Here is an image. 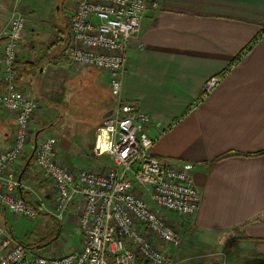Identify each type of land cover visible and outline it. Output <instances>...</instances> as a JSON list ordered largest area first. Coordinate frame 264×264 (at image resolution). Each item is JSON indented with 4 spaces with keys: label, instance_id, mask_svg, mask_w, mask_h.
Instances as JSON below:
<instances>
[{
    "label": "crops",
    "instance_id": "obj_1",
    "mask_svg": "<svg viewBox=\"0 0 264 264\" xmlns=\"http://www.w3.org/2000/svg\"><path fill=\"white\" fill-rule=\"evenodd\" d=\"M16 1L0 20V33L16 10L28 13L38 25L18 49L20 87L31 91L38 105L36 93L42 96L49 86L61 90L64 98L59 128L46 133L35 118L31 151L26 149L15 166L18 178L26 169L21 181L26 198L48 201L51 185L31 161L36 138L54 136L58 158L81 170L99 127L97 117H108L116 100L108 73L70 65L64 57L65 22L55 27L58 46L33 58L31 50L49 32L50 13L43 16L38 0ZM158 2L159 8L147 11L140 32L129 43L121 98L136 102L147 115L143 133L154 141L155 158L192 166L198 209L189 220L168 214L171 224L182 228L176 262L264 264V0ZM28 62L41 63L42 77L53 75L33 88ZM219 75V86L202 99L208 79ZM70 105L82 112L92 108L95 117L89 120L87 112L86 118H78V111L69 112ZM14 128V118L0 110V151L7 149ZM2 210L6 226L10 217Z\"/></svg>",
    "mask_w": 264,
    "mask_h": 264
},
{
    "label": "built area",
    "instance_id": "obj_2",
    "mask_svg": "<svg viewBox=\"0 0 264 264\" xmlns=\"http://www.w3.org/2000/svg\"><path fill=\"white\" fill-rule=\"evenodd\" d=\"M158 8V0H76L67 13L68 42L62 53L68 63L111 77L115 106L96 129L92 151L107 157L112 166L72 170L58 158L54 136L39 138L31 161L51 186L49 200L35 203L59 224L73 210L79 246L50 254L25 248L0 229V264H177L172 254L182 246V228L173 226L168 214L189 220L198 209L192 166L155 158L154 141L143 133L147 115L136 102L121 98L129 43L140 32L147 11ZM31 27L29 17L14 11L0 33V110L15 120L9 145L0 151V207L28 220L37 212L19 196L26 187L15 166L29 145L39 105L31 91L20 87L15 65ZM222 78L208 79L202 99Z\"/></svg>",
    "mask_w": 264,
    "mask_h": 264
},
{
    "label": "rangeland",
    "instance_id": "obj_3",
    "mask_svg": "<svg viewBox=\"0 0 264 264\" xmlns=\"http://www.w3.org/2000/svg\"><path fill=\"white\" fill-rule=\"evenodd\" d=\"M14 1L17 2L16 0H0V20H4L7 17V11L12 6V3ZM75 1L76 0H38V2L42 5V8H43L42 9L43 16H48L50 13V16L48 19L49 20L48 28L46 29V30L49 29L50 33L47 31L45 33L41 31V34L44 33L43 38H42L43 42L41 43L39 42L40 44L36 42L34 49L31 50V51H34V52H31L33 58H36V60H38L39 59L38 54L41 55L43 52H45L46 54L49 51L48 49L52 47L55 48L58 46L59 43H56V41L60 37L58 36L57 30H55V27H57L58 25H60L61 27V23L63 22L66 23L67 13L73 9ZM17 13L22 14L19 11ZM22 15H25L31 19L32 27H31V30L27 32L24 39L21 41L19 48H18L19 50L23 46V44L25 45V42L28 41L30 35H33L32 33L35 31V29H37V26H38L35 23L36 19H33L32 17H30L28 13H23ZM19 50H18V57H19ZM37 65L35 64L33 65L34 67L33 75H31L29 78V82L31 86H33V88L35 89H36V84H35L36 82L39 83L41 81H47L51 78V75H53L52 73H50L46 77H42L41 76L42 74L40 73L41 68L40 66L38 67ZM30 70L31 69L27 71V74L30 72ZM21 78L24 80L26 76H22ZM26 79L28 80V78ZM25 82L27 81L25 80ZM51 85L53 86L55 84L51 83ZM50 87L51 86L47 87L44 90L42 94L43 97L41 96L40 93H39L40 95H37L36 93V97L40 102L39 111H38V114L36 115V119L39 120V123H41L40 125L42 127L44 126L46 133H48V129L51 127L59 128V126H56L58 117L59 115L64 116L65 114V112L63 111V107H61V105L64 103L63 102L64 98L62 97V91L57 90V88H54L53 90ZM30 88L32 89V87ZM77 107L78 106L70 105L69 112H71V114H74L75 110L78 111V113H76L78 118L80 117L86 118L87 112L89 115L88 117L89 120H92L95 117L94 109H92L91 107H90L91 111L85 110L83 112L80 110V108H77ZM97 118H98L97 120H99L98 121L99 123L98 126H99L100 124H102L105 118H101V116H98ZM54 131H51V132L54 133ZM35 134L36 136H38L37 134H40V132H37V133L35 132ZM32 136H33V130H32ZM32 136L29 142L30 146L26 147V149H28L27 150L28 153L31 151L30 150L32 148L31 145L34 141V136L33 137ZM39 137H42V136L39 135L36 139H39ZM92 150H93V146H92V149H90L89 153L87 154V159L85 163L86 167L82 169H89V168L101 169L104 167L112 166L111 161L107 157L95 156ZM48 194H50V191ZM2 211L3 210L1 207L0 209V229L3 231L4 234L8 236L11 235L12 238H14L16 241H19L23 244L32 243L36 241L37 239H40L44 236L51 234L54 230L56 231L55 222L51 218L43 215L44 213L42 212H39V214L37 213V216L35 217V219H31V220L24 219L22 217H18L15 215H11L7 212V214L10 217V221L8 220V223L6 225L7 227H6L4 223L5 220L3 219ZM73 212H74L73 210H70L68 214L69 217L66 219V221L59 224L60 234L58 235V239L52 245L48 247H44L42 249H46V251L50 254H59V253H67L79 246L80 232L76 227L75 221L73 219V215H71ZM174 253L172 255H174ZM219 253L224 254L223 251H220ZM175 257H176V254H175Z\"/></svg>",
    "mask_w": 264,
    "mask_h": 264
},
{
    "label": "trees",
    "instance_id": "obj_4",
    "mask_svg": "<svg viewBox=\"0 0 264 264\" xmlns=\"http://www.w3.org/2000/svg\"><path fill=\"white\" fill-rule=\"evenodd\" d=\"M67 42H68V37H67V39L64 41L63 40V46H62V48H61V51H63V49L65 48V46H66V44H67ZM27 65H30L29 66V68L31 69V71L33 72V70H34V67H33V65L35 64V63H32V62H28V63H26ZM41 65V63L40 64H38L37 66L39 67ZM15 67H16V65H15ZM37 67V68H38ZM15 70L17 71V68H15ZM18 74V79H20V75H19V73H17ZM101 125V124H100ZM99 125V126H100ZM26 167V166H25ZM25 170L26 169H24V171H23V173L20 175V181H22L23 179H25V178H23V175H24V173H25ZM19 196L29 205V206H31L38 214H39V212H41L40 210H39V205L37 204V203H35L34 201H32V200H28L27 198H26V195H24V193H23V191L22 190H20L19 191ZM43 215H45V214H43ZM46 217H49L48 215H45ZM49 218H51L54 222H55V224H56V231L54 230L51 234H49V235H47V236H44V237H42V238H40V239H37L36 241H34V242H32V243H29V244H23V243H21V242H19L21 245H23L25 248H28V249H34V248H44V247H48V246H50V245H52L57 239H58V235L60 234V228H59V223H57L52 217H49ZM7 227V226H6ZM11 236V235H10Z\"/></svg>",
    "mask_w": 264,
    "mask_h": 264
},
{
    "label": "water",
    "instance_id": "obj_5",
    "mask_svg": "<svg viewBox=\"0 0 264 264\" xmlns=\"http://www.w3.org/2000/svg\"><path fill=\"white\" fill-rule=\"evenodd\" d=\"M111 114V112L108 114V116ZM107 116V115H106ZM105 118V117H104Z\"/></svg>",
    "mask_w": 264,
    "mask_h": 264
}]
</instances>
